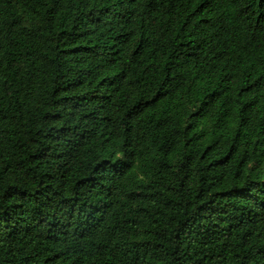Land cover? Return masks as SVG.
Returning a JSON list of instances; mask_svg holds the SVG:
<instances>
[{
  "label": "trees",
  "instance_id": "trees-1",
  "mask_svg": "<svg viewBox=\"0 0 264 264\" xmlns=\"http://www.w3.org/2000/svg\"><path fill=\"white\" fill-rule=\"evenodd\" d=\"M0 264H264V0H0Z\"/></svg>",
  "mask_w": 264,
  "mask_h": 264
}]
</instances>
